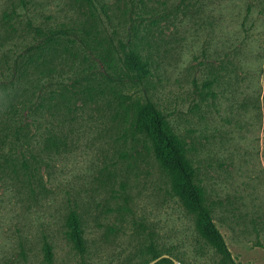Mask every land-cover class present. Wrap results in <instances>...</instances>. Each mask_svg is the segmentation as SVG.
Instances as JSON below:
<instances>
[{
  "label": "rangeland",
  "instance_id": "obj_1",
  "mask_svg": "<svg viewBox=\"0 0 264 264\" xmlns=\"http://www.w3.org/2000/svg\"><path fill=\"white\" fill-rule=\"evenodd\" d=\"M93 1L0 0V136L18 107L35 142L24 176L0 171V264H45L44 238L51 264H149L152 245L174 264L221 262L99 72L85 81L70 71L63 90L45 79L90 63L38 43L37 27L58 24L109 50L128 38L150 58L146 82L122 92L155 103L186 143L235 264H264V0ZM69 210L82 221L83 256L62 234Z\"/></svg>",
  "mask_w": 264,
  "mask_h": 264
},
{
  "label": "trees",
  "instance_id": "obj_2",
  "mask_svg": "<svg viewBox=\"0 0 264 264\" xmlns=\"http://www.w3.org/2000/svg\"><path fill=\"white\" fill-rule=\"evenodd\" d=\"M84 1L88 6L95 7L93 0ZM35 34L38 36V43L45 40L63 44L67 49L69 47L81 52L86 61L90 60L85 67H75L77 63L73 62L66 71L54 72L55 69H47L43 76L46 80L55 79V84L63 90L66 88V81L70 80V75L67 74L70 71L86 81L93 79L97 70L105 86L116 95V106L119 108L116 110L121 109L116 115L121 117L124 116L123 113L128 114L126 111H132L130 127L133 134L135 132L143 138L145 144L147 143L157 164L167 177L169 194L193 216L197 237L220 257V264H235L223 236L212 219L204 190L196 179V169L187 156L186 143L171 129L155 103L150 100L134 101L131 94L122 92L140 87L146 82V77L151 74L150 58L143 55L128 38L120 40L117 49L109 50L103 48L101 41L91 40L88 31L65 24H58L55 28L37 27ZM37 82L39 84V81ZM75 82L78 83V80ZM34 90L39 91L37 87ZM18 111L19 108L15 107L8 115L0 136V171L16 178L24 176V172L29 170L24 153L31 154L35 147L32 145L34 140L24 133L25 125L18 119ZM123 136H126L125 132ZM62 234L77 254L80 256L85 254L82 221L75 210H69L66 214ZM42 253L44 263L51 264L52 246L45 238ZM148 253L151 261L156 260L153 264H174L170 254H161L153 245L150 246Z\"/></svg>",
  "mask_w": 264,
  "mask_h": 264
},
{
  "label": "water",
  "instance_id": "obj_3",
  "mask_svg": "<svg viewBox=\"0 0 264 264\" xmlns=\"http://www.w3.org/2000/svg\"><path fill=\"white\" fill-rule=\"evenodd\" d=\"M164 256L167 257V255H164ZM155 261H156V260H153V261H151L149 264H153Z\"/></svg>",
  "mask_w": 264,
  "mask_h": 264
}]
</instances>
